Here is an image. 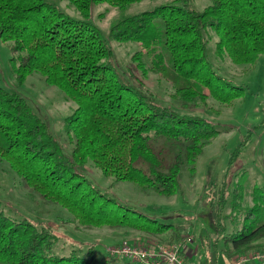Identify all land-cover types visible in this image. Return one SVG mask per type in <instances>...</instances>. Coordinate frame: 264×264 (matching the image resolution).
<instances>
[{
    "label": "trees",
    "instance_id": "1",
    "mask_svg": "<svg viewBox=\"0 0 264 264\" xmlns=\"http://www.w3.org/2000/svg\"><path fill=\"white\" fill-rule=\"evenodd\" d=\"M67 1L80 19L59 10L53 0H0V39L12 53L17 85L37 72L75 104L65 119L66 129L75 137L71 154L63 151L24 95L0 86V159L26 188L68 210L82 226L131 228L165 244L179 242L184 225L160 222L121 204L79 168L91 160L104 176L174 195L180 192L182 165L187 163L193 172L204 144L218 131L206 118L161 106L133 84L120 80L112 49L90 21L91 4L96 0ZM104 1L123 8L140 0ZM208 28L218 37L216 56L252 64L264 54V0H211L202 11L195 10L190 0H168L118 19L108 35L118 42H138L151 69L183 78L185 84L174 95L184 104L204 103L207 96L230 104L242 95V88L219 75L209 62ZM144 53L133 56L141 69ZM153 137L183 142L184 148L167 161L153 147ZM242 190L235 184L229 194L223 184L207 193L216 241H223L221 253L228 260L264 249V190L252 188L249 207L242 204ZM227 201H232L230 211L223 214ZM227 218L228 231L223 223ZM55 239L49 228L0 211V263L98 264L93 246L82 254L73 250L68 256L54 255Z\"/></svg>",
    "mask_w": 264,
    "mask_h": 264
},
{
    "label": "rangeland",
    "instance_id": "2",
    "mask_svg": "<svg viewBox=\"0 0 264 264\" xmlns=\"http://www.w3.org/2000/svg\"><path fill=\"white\" fill-rule=\"evenodd\" d=\"M53 2L71 18L80 19L79 12L67 0ZM166 2L168 0H140L119 8L112 7L104 0H96L91 4L90 21L100 30L112 49V62L120 80L133 84L161 106L182 114L206 118L218 133L204 144L195 160L193 172L187 163L182 165L179 172L180 192L174 195L161 194L150 188L139 187L134 182L104 176L91 160L78 168L93 184L121 204L160 222L184 225L179 242L187 235L190 240L183 244L185 250L181 254L182 258L192 262V252L195 264H215L217 257L225 262L221 253L223 241H216L213 218L206 204L207 193L215 185L220 187L225 184L226 191L231 194L235 184L241 185L244 191L242 204L249 207L253 204L252 188L256 186L264 190V54L252 64H236L228 56L219 58L214 53L217 34L208 28L205 39L209 62L219 75L232 85L241 87L242 95L230 104L218 102L211 96H207L204 103L195 100L184 104L183 100L174 95L176 88L185 84L183 78L173 72L161 74L151 69L149 57L138 42H118L108 35L111 25L118 19L137 15ZM190 2L195 10L202 11L211 0ZM138 51L144 53V69L138 67L133 57ZM11 57L8 43L0 39V86L24 95L33 110L46 122L63 151L70 155L75 137L73 131L66 129L65 119L72 114L75 104L56 86L46 83L37 72L31 73L22 85H17ZM152 144L167 161H171L184 148L183 142H169L157 137H153ZM231 202L227 201L223 214L229 213ZM0 211L16 220L27 219L37 227L49 228L56 238L53 249L56 256H68L73 250L82 254L87 247L93 246L97 250L98 264H130L124 258L110 260L106 248L124 242L165 244L153 235L131 228H87L78 224L68 210L55 202L41 199L37 193L26 188L20 177L2 159ZM229 220H223L226 231L231 229Z\"/></svg>",
    "mask_w": 264,
    "mask_h": 264
},
{
    "label": "built area",
    "instance_id": "3",
    "mask_svg": "<svg viewBox=\"0 0 264 264\" xmlns=\"http://www.w3.org/2000/svg\"><path fill=\"white\" fill-rule=\"evenodd\" d=\"M190 240L187 235L183 241L170 245L167 244H148L140 245L129 242L123 244L111 245L106 248L109 256L115 258H124L133 264H191L188 259L182 258L184 253V243ZM239 260L242 262L250 260L254 264H264V249L251 250L240 255Z\"/></svg>",
    "mask_w": 264,
    "mask_h": 264
},
{
    "label": "crops",
    "instance_id": "4",
    "mask_svg": "<svg viewBox=\"0 0 264 264\" xmlns=\"http://www.w3.org/2000/svg\"><path fill=\"white\" fill-rule=\"evenodd\" d=\"M253 250H256V249H253ZM251 251V250H250ZM247 252H249V251H247ZM247 252H243V254L244 253H247ZM242 253H240V254H238L237 256H236V258H234V259H231V260H228V259H226V258H224L223 260H225V262H222V261H220L219 259H218V257L216 258V262H215V264H220V263H222V264H254L252 261H250V260H247V261H244V262H242L241 263V261L239 260V255H243ZM190 255V254H189ZM191 257H192V262L191 263H193V264H195L194 263V261H193V254H192V252H191V255H190ZM215 256H217V254H215Z\"/></svg>",
    "mask_w": 264,
    "mask_h": 264
}]
</instances>
